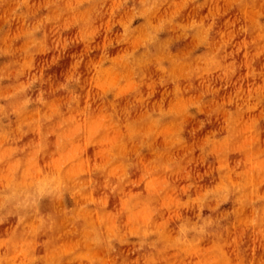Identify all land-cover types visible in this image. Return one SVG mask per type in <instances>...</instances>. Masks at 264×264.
<instances>
[{"label":"rangeland","instance_id":"1","mask_svg":"<svg viewBox=\"0 0 264 264\" xmlns=\"http://www.w3.org/2000/svg\"><path fill=\"white\" fill-rule=\"evenodd\" d=\"M0 264H264V0H0Z\"/></svg>","mask_w":264,"mask_h":264}]
</instances>
